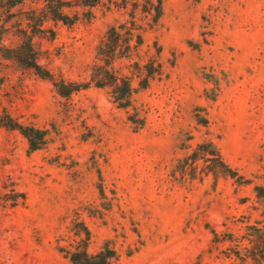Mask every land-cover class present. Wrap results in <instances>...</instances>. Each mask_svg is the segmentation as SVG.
Listing matches in <instances>:
<instances>
[{
	"label": "rangeland",
	"instance_id": "rangeland-1",
	"mask_svg": "<svg viewBox=\"0 0 264 264\" xmlns=\"http://www.w3.org/2000/svg\"><path fill=\"white\" fill-rule=\"evenodd\" d=\"M62 10L73 24L43 0H0V264H70L59 247L84 228L90 252L117 250L110 264H244L224 239L260 218L264 0H64ZM113 25L142 38L113 63L132 80L131 105L118 107L110 87L60 94L54 82L89 79ZM25 40L51 79L13 58ZM6 116L43 130L44 145L30 150ZM208 141L251 182L192 163Z\"/></svg>",
	"mask_w": 264,
	"mask_h": 264
},
{
	"label": "trees",
	"instance_id": "trees-1",
	"mask_svg": "<svg viewBox=\"0 0 264 264\" xmlns=\"http://www.w3.org/2000/svg\"><path fill=\"white\" fill-rule=\"evenodd\" d=\"M43 1L46 2V7L51 18L60 20L65 24L74 23L75 20L71 19L62 10L64 0ZM135 38L136 42L132 44ZM141 45V35L140 33H136L133 27L124 28L120 25H113L109 27L104 38L100 40L96 47L99 62L92 65L89 79L85 82H64L62 79L59 83L54 82V85L62 95H68L90 85L110 87L113 101L118 107L126 109L131 105L132 101V80L129 76L118 71L113 63L119 55H128L131 48H137ZM1 46L0 42V48ZM13 51L15 53L13 58L18 62L31 68L39 77L51 79L52 74L38 63L37 54L31 41H23ZM158 52L159 48H157L156 53ZM153 74L154 70H148L145 77L139 82L140 87H146ZM6 118L7 120L2 122V125L10 129H17L27 139L30 150L40 149L44 145L45 133L43 130L15 122L10 116H6ZM193 154L192 163L196 159L201 158L205 162H211V166L214 168L213 171L235 178L239 184L251 182V180L244 178L243 175L238 174L236 170L232 169L224 161L221 153L211 141L197 143ZM253 191L261 206L260 218L255 219L253 222L247 221L241 235L233 232L228 234V237L224 240L230 241L232 246L228 247L229 251H226V255L228 257L234 256L244 264H264V185L254 184ZM211 232L214 237V242H219V234L214 229ZM82 233L80 231L76 233L78 239L74 240L75 242L73 244L59 247V251L68 258L70 264H110L118 258L117 250L108 243H105L97 251L90 252L88 250L89 231L84 228Z\"/></svg>",
	"mask_w": 264,
	"mask_h": 264
}]
</instances>
